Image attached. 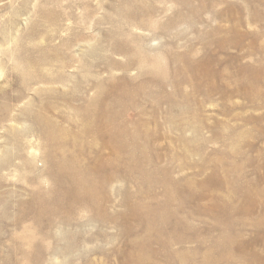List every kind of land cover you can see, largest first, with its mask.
Instances as JSON below:
<instances>
[{
  "label": "rangeland",
  "instance_id": "1",
  "mask_svg": "<svg viewBox=\"0 0 264 264\" xmlns=\"http://www.w3.org/2000/svg\"><path fill=\"white\" fill-rule=\"evenodd\" d=\"M0 264H264V0H0Z\"/></svg>",
  "mask_w": 264,
  "mask_h": 264
},
{
  "label": "bare ground",
  "instance_id": "2",
  "mask_svg": "<svg viewBox=\"0 0 264 264\" xmlns=\"http://www.w3.org/2000/svg\"><path fill=\"white\" fill-rule=\"evenodd\" d=\"M179 1V0H178ZM184 2V1H183ZM191 2V1H190ZM189 1H188V4L190 3ZM187 3H184V5H186ZM188 4H187V6H188ZM190 5V4H189ZM145 21V20H144ZM125 30V29H124ZM128 31V30H127ZM124 32V31H123ZM127 33V32H126ZM130 33V32H129ZM119 34V33H118ZM142 36H144V35H142ZM147 38V37H146ZM145 38V39H146ZM103 46V45H102ZM153 47V46H152ZM141 48V47H140ZM149 51V50H148ZM98 52V51H97ZM193 63V62H192ZM195 64H194V67H193V69H194V71H193V76L195 77V78H197V79H199V80H206V81H212L213 79H214V72H213V70H211V68H208L207 67V65L206 64H208V60H205V59H203V60H200V61H197L196 60V62H194ZM135 64V63H134ZM145 64V63H144ZM88 67V66H87ZM140 69V68H139ZM123 71V70H122ZM95 73V72H94ZM89 75V74H88ZM94 77V76H93ZM186 78V77H185ZM192 79V78H191ZM90 81V80H89ZM108 81V80H107ZM137 82V81H136ZM136 82H134V83H136ZM186 82V81H185ZM94 83V82H93ZM99 84V83H98ZM181 84V83H180ZM113 85V84H112ZM136 86H137V84H136ZM139 86H141V85H139ZM145 86V85H144ZM116 87V86H115ZM115 87H113V88H115ZM119 87V86H118ZM147 87V86H146ZM251 87H253V86H251ZM98 88V87H97ZM112 88V89H113ZM142 88V87H141ZM254 88V87H253ZM252 89V88H251ZM115 91H116V89H114ZM119 91V90H118ZM139 91V90H138ZM117 92V91H116ZM134 92H137V91H134ZM142 92V91H141ZM182 92V91H181ZM176 93V92H175ZM122 94H124V93H122ZM151 94H154V93H151ZM184 94V93H183ZM111 95V94H110ZM146 95V94H145ZM126 96V95H125ZM142 96L144 97V95H143V93H142ZM184 96V95H183ZM185 96H187V95H185ZM146 97V96H145ZM144 97V98H145ZM152 97V96H151ZM96 98V97H95ZM112 98V97H111ZM182 98V97H181ZM115 99V98H114ZM122 99H123V97H122ZM131 99H132V97H131ZM134 99V98H133ZM132 99V100H133ZM137 99V98H136ZM139 99V98H138ZM146 99H147V97H146ZM183 99H186V97L185 98H183ZM91 100H92V98H91ZM127 101V100H126ZM128 101H129V99H128ZM139 101V100H138ZM137 101V102H138ZM145 101V100H144ZM111 102H112V100H111ZM121 102V101H120ZM130 102V101H129ZM92 103V102H91ZM95 104H96V102H94ZM106 105H107V103L106 102H104ZM134 103V102H133ZM88 104V103H87ZM120 104V103H119ZM131 104V103H130ZM129 104V105H130ZM97 105V104H96ZM113 105V104H112ZM112 105H111V107H109L110 109L111 108H113L112 107ZM126 104H124V106H125ZM135 105H137L136 104V102H135ZM134 105V106H135ZM140 105V104H139ZM104 106V105H103ZM87 108H88V106H86ZM100 107V106H99ZM105 107V106H104ZM120 107H122V106H120ZM96 108H98V107H96ZM102 108V107H101ZM95 109V108H94ZM105 109V108H104ZM123 109V108H122ZM127 109V108H126ZM87 110V109H86ZM101 110V109H100ZM124 110V109H123ZM153 110V109H152ZM103 111V110H102ZM119 111V110H118ZM143 111V110H142ZM109 112H110V110H109ZM124 112V111H123ZM96 113V112H95ZM90 114H92L93 115V113H90ZM104 114V113H103ZM105 116L107 115L106 113L104 114ZM96 116V115H95ZM104 116V117H105ZM113 116V115H112ZM89 117V116H88ZM93 117H94V115H93ZM97 117V116H96ZM104 117H102V118H104ZM107 117V116H106ZM109 117L110 116H108L107 118L109 119ZM118 117H121V115L120 116H118ZM118 117H115L116 119H119ZM106 118V119H107ZM105 119V118H104ZM104 119H102V120H104ZM107 119V121L106 120H104V122H102V126L104 127V128H107V132H106V138L108 139V140H112V139H116V138H120V136L119 135H117V133H120V130H119V128L116 126V125H118V124H116L115 125V127H114V125H112V120H108ZM98 120H101V119H98ZM115 120V119H114ZM113 120V121H114ZM98 122V121H97ZM101 122V121H100ZM119 122V121H118ZM124 122V121H123ZM52 123V122H51ZM47 124V123H46ZM121 124V123H120ZM124 124V123H123ZM48 125V124H47ZM46 125V126H47ZM96 126V125H95ZM125 126V125H124ZM143 126V125H142ZM47 127H49V126H47ZM47 127H46V129H47ZM52 127V126H51ZM53 127H56V126H53ZM53 127H52V129H53ZM94 131H96V130H94ZM49 133V138L53 141V145H52V147H53V151H54V153L57 155V157H58V161H56V166H58V169H64V168H66L67 167V169L70 167V168H72V167H74V166H76L75 165V163H76V158H75V156H74V154L72 155V154H70L69 152H68V145L69 146H71L70 144H68V145H65V142H62V141H59V139H57V136L54 134V131H53V133H52V131H50V132H48ZM94 133V132H93ZM92 133V134H93ZM132 133V132H131ZM61 134V133H60ZM98 135V134H97ZM79 141H80V139H79ZM104 141V140H103ZM110 142V141H109ZM52 143V142H51ZM80 143H82V142H80ZM72 144V143H71ZM74 144V143H73ZM75 144H76V142H75ZM120 144V143H119ZM77 145V144H76ZM81 145V144H80ZM88 145V144H87ZM90 145H92V144H90ZM89 145V146H90ZM117 145V144H116ZM113 146V145H112ZM126 146V145H125ZM73 149V148H72ZM78 154V153H77ZM102 154V153H101ZM76 155V154H75ZM110 156V159H111V161L113 162V163H116V162H118V160H121V159H124V160H126V162H130V164H132V167H134V166H138V165H140L139 163H135V162H137L138 160L137 159H135L134 160V158H133V154L132 153H130V152H125L123 155H122V152H120V149L118 148V149H116V148H111L110 149V154H109ZM141 155V154H140ZM107 156V155H106ZM140 158V157H139ZM143 158V157H142ZM148 158V157H147ZM104 159H105V156H100V162L102 163H104L105 161H104ZM78 160H80V159H78ZM82 163V162H81ZM121 163V162H120ZM155 163V162H154ZM129 164V165H130ZM145 165V164H144ZM80 166V165H79ZM122 166V165H121ZM78 168V167H77ZM150 168H151V166H150ZM156 168V167H155ZM90 169V168H89ZM136 169H138V168H136ZM81 170V169H80ZM95 170V169H94ZM122 170H123V168H122ZM148 171V170H147ZM96 172V171H95ZM94 172V173H95ZM76 175V174H75ZM77 176V175H76ZM110 176V175H109ZM87 180V179H86ZM185 180V179H184ZM73 182V181H72ZM89 183V182H88ZM90 183H92V182H90ZM89 183V184H90ZM189 184V183H188ZM54 185V184H53ZM68 186V185H67ZM191 187V186H190ZM59 188V187H58ZM57 188V189H58ZM68 188V187H67ZM75 188V187H74ZM192 188V187H191ZM190 190V189H189ZM94 193H92V195H93ZM52 195V194H51ZM88 200V199H87ZM84 203V202H83ZM262 205H263V202H262ZM138 206V205H137ZM142 206V205H141ZM144 207V206H143ZM132 210H133V208H132ZM136 213H138V211L136 212ZM143 219H144V217H143ZM142 219V220H143ZM146 220V219H145ZM148 222V221H147ZM144 223H146V222H144ZM150 223V222H149ZM149 223L147 224L148 226H149ZM144 225V224H143ZM148 226H146V227H148ZM146 229V228H145ZM149 230H151V229H149ZM208 252V251H207ZM210 255V254H209ZM208 256V255H207ZM210 257V256H209ZM208 257V258H209ZM211 258V257H210ZM225 258V257H224ZM206 259V258H205ZM206 260H208V259H206ZM210 260V259H209ZM144 262H145V260H144ZM206 262V261H205ZM204 262V263H205ZM212 263V262H211Z\"/></svg>",
  "mask_w": 264,
  "mask_h": 264
}]
</instances>
